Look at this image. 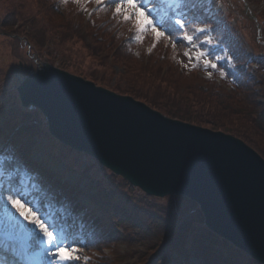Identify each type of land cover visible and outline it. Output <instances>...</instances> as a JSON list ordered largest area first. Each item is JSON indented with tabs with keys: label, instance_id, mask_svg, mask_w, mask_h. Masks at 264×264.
Here are the masks:
<instances>
[{
	"label": "rangeland",
	"instance_id": "obj_1",
	"mask_svg": "<svg viewBox=\"0 0 264 264\" xmlns=\"http://www.w3.org/2000/svg\"><path fill=\"white\" fill-rule=\"evenodd\" d=\"M53 1L55 8L45 0H0V94H3L4 87L13 93L17 85V75L19 77L31 73L38 64L47 62L68 73L90 80L95 85L118 94L129 95L166 116H169L166 113L169 111L176 115L192 116L198 113L210 119L205 115V110L210 107L209 116L229 118L234 128L240 131L244 129L257 149L263 153L260 148L264 147V132L259 126L264 121H260V118L254 119V115L264 108V44L259 43V41L264 42V0H229L237 11L233 10L231 5L230 9L224 7L227 10H225L226 14L228 12V16L232 18L230 22L232 25L235 23L234 26L239 31L236 30L243 48L247 53L260 57L255 71L259 82L256 83L253 93L250 90L230 91L226 87L208 86L197 75L184 70L182 66L188 64L190 67V63L196 62L195 59L190 62L184 55L185 51H189L194 57L195 49L188 44V48L181 51L177 44L173 48L172 41L164 38L155 42L150 30L137 33L133 23L124 21L123 34L121 32L120 37L130 40L128 52L134 55L132 57L120 50L118 42H110L96 28L97 40L95 35L90 34L91 24L79 15L98 4L97 0ZM104 1L108 0H100L99 3ZM111 10L115 12V2H112ZM212 13L216 19L222 18L221 3L215 5ZM159 30L162 31L160 28ZM99 35L103 38L100 39ZM138 36L142 38L137 39ZM154 42L155 47H153ZM13 78L16 80L14 81ZM260 104L263 108L259 106ZM195 105H198L197 108ZM35 115L33 121H39L40 116L37 112ZM26 119L23 117V120ZM38 131V128H33L32 134H28L35 142L32 154L34 160L45 161L48 167L59 174L62 172L65 179L79 186L85 187L89 184L93 191L101 193L105 191V187L116 188L118 192L113 191V193L121 197L120 203L124 201L134 206L133 212L137 220L141 217L152 219H146L150 229L144 232L136 226L124 225L120 222H117V225L109 218L108 213L95 208L96 212L102 214L107 223L119 233L114 242L105 243L106 246L101 251L102 254L100 253L108 259L107 264H147L158 249L157 245L169 234L167 227L171 215L174 226L181 222L201 219L202 215L198 207L181 197L159 198L146 195L138 188L125 184L118 176L111 175L108 169L92 163L90 159L86 163L82 155H74L62 148L58 150L59 154L53 152L54 149L45 133ZM224 132L240 138L257 151L246 137L232 131ZM2 133L0 129V140ZM53 154L58 155L61 161L56 163L47 161L46 155ZM64 160L72 163L79 172H73L67 167L65 170L61 169ZM4 167L9 173L11 163H5ZM79 199L87 203L86 198L80 196ZM87 205L89 209L94 207L91 203ZM145 210L158 217L143 214ZM3 211L4 209L0 210ZM159 219H166L167 225L158 221ZM57 233L62 235L60 230ZM69 238L67 235L66 239ZM193 240L189 238L188 244H184L188 249L186 253L189 252L187 257L173 253L159 260L161 262L158 261L157 264H177L186 259L192 264H197L198 261L193 256ZM76 246L80 253L79 261L93 255L81 249L77 241ZM215 251L218 253L217 250Z\"/></svg>",
	"mask_w": 264,
	"mask_h": 264
},
{
	"label": "water",
	"instance_id": "obj_2",
	"mask_svg": "<svg viewBox=\"0 0 264 264\" xmlns=\"http://www.w3.org/2000/svg\"><path fill=\"white\" fill-rule=\"evenodd\" d=\"M63 144L148 195H181L205 225L264 264V159L241 139L164 116L47 62L17 86Z\"/></svg>",
	"mask_w": 264,
	"mask_h": 264
},
{
	"label": "trees",
	"instance_id": "obj_3",
	"mask_svg": "<svg viewBox=\"0 0 264 264\" xmlns=\"http://www.w3.org/2000/svg\"><path fill=\"white\" fill-rule=\"evenodd\" d=\"M47 2H50L53 7L54 3L53 0H45ZM154 3L157 2V5L160 4V0H152ZM225 6L230 9L232 7L233 10L237 11V8H234L231 5V1L229 0H222ZM147 3V2H146ZM231 5V7H230ZM155 4L151 3V7L153 8ZM192 5L185 6L182 8V11H184L188 16V20L194 19L190 23L189 32H192L193 26L196 24H208L209 29L211 32V35L217 38L222 39L223 47L224 49L219 50L220 52L227 53L228 56L232 57V64H236L237 60L245 59L246 56L243 52H240L237 56L233 57L230 55L231 51L235 49L237 46V36L234 31H236V28L232 26L230 23H228L226 20L221 22H215L213 20L206 19L205 14L202 12L201 8H196L195 10L192 9ZM194 7V6H193ZM48 9V7L46 8ZM230 13V12H229ZM236 14V15H235ZM235 16L238 14L235 12ZM154 19H156L159 14L156 12L152 13ZM101 20L99 23L97 21ZM89 24H91L90 34L95 35L96 39L98 40V34L95 32L96 28L97 31H99L102 35H104V38H107L110 42H118L119 46L121 47V51L127 55V56H134L131 55L128 52V49L130 48V40L124 39V37L121 39V32L122 27L124 26V19L122 17H118L115 15V12L110 10L108 7H101L97 9L96 11H93L91 13L90 18L87 20ZM159 23V22H158ZM168 25L165 24L162 29L166 33L167 32ZM181 31L177 28L175 32L176 37V44L179 48V50L184 47V44L182 42V39L178 36V34ZM100 36L99 38H103V36ZM212 53V52H211ZM137 57V56H136ZM219 69H222L225 72V76L221 77V80H228L230 78H233L232 82L234 83L233 88L230 91H248L250 90L251 93L254 92L255 89V82L254 79H245L244 74L238 75L239 69L236 67H230L228 66V60L225 59L223 62L218 64ZM217 67V68H218ZM201 70L199 66L195 67L191 73L197 75L204 83H206L208 86H215L219 87L217 83H215L216 75L217 73L214 70H211L212 76L207 75L203 76L198 73V71ZM153 104V103H152ZM197 108L198 105H195ZM261 108L262 105H259ZM166 111V110H165ZM29 111L24 110L20 107L19 102L16 98V95L14 96L8 88L6 91L1 94L0 96V127L5 131L7 139H12L14 142H21L23 140V148L19 147L18 149L13 147V150L16 154L17 163L25 162L27 165H29L34 170L39 169L37 165L33 164L32 162L28 161V156H30L31 147L33 144V141L31 142V137L28 136V134H32L33 128H38L39 131L42 130L44 132L43 127L40 126L39 123H32L28 121V119L23 120V116H28L32 114L28 113ZM166 113L171 117H176L178 119L195 123L197 125H201L204 127H208L210 129L214 130H221V131H232L236 133L237 135H240L242 137H246L247 140L251 143L252 140L247 135L246 131L243 129V131H240L235 126L232 125L229 118L226 116H217V118H213L209 116L211 114V108L207 107L205 110V115L209 117L210 119L204 118L201 115L197 113V115H176L173 112L166 111ZM260 118V121H264V108L261 109L257 115H254V119ZM237 122V121H236ZM4 126V127H3ZM239 127V125H236ZM259 128L264 132V123H260ZM247 129V127H245ZM38 131V132H39ZM45 133V132H44ZM47 134V133H45ZM32 143V144H31ZM31 145V146H30ZM262 156H264V147H261L260 150L263 152L261 153L255 143L252 145ZM44 173V172H43ZM48 177L44 178L42 181V189L43 193L40 195L41 197L44 196H50L53 195V193H57L61 191V193L64 195L65 198L69 197V194H74L75 191L80 192V190L74 189L73 191H68L66 189V185L62 184L58 178H55V176L51 173H49ZM11 182H13V179H11ZM9 187V186H8ZM6 187V188H8ZM86 195L90 200L95 202L97 205H100L103 209L107 210L112 219H114V222L117 224V222H120L122 224L132 225L136 226L140 230H143L144 232L148 231L150 228L146 221V219L152 220L150 217L144 218L141 217L140 220L136 219V215L134 212H132L131 209L126 207H134V206H128V205H121L117 204L116 201H114L111 197L100 194L99 192L95 193L94 195L88 194L85 192ZM143 214L148 215H154L158 217L156 214L151 212H142ZM170 215V213H168ZM172 217L171 215L169 226L167 227L168 230V236L161 241L158 245L156 251L152 255V257L149 259V261L152 260V262L148 264H154L157 261L158 256H163L165 253L170 249H177L179 243L182 244V247L184 244H188V239L193 238L192 241L194 243L193 248H195V253L202 257L201 259L204 261V264H258L255 261L248 258L244 253L239 251L238 249H235L231 245H229L226 242H223L219 237L211 233L209 230L205 228V226L200 221H192V222H181L177 224L176 226L172 223ZM176 220V219H175ZM161 223L164 222L165 226L167 225V220L159 219ZM93 225H98L97 228L91 232L89 237L85 240V247L89 250H96L101 251L102 245H106L105 243H111L114 242L115 239H117V236L119 233L117 231H109L106 227H102V222L100 219L94 218L91 220ZM155 222V221H153ZM174 222V219H173ZM91 225V227H93ZM118 225V224H117ZM207 243V244H205ZM186 247H184L182 250L179 249L180 252L185 251ZM225 250V251H223ZM218 251V253L215 250ZM107 258L101 257L100 258V264H104L106 262L107 264Z\"/></svg>",
	"mask_w": 264,
	"mask_h": 264
},
{
	"label": "snow or ice",
	"instance_id": "obj_4",
	"mask_svg": "<svg viewBox=\"0 0 264 264\" xmlns=\"http://www.w3.org/2000/svg\"><path fill=\"white\" fill-rule=\"evenodd\" d=\"M100 0H97L99 3ZM115 2V15L122 16L125 22L133 23L137 33H144L150 30L154 35V41L161 38L172 41L173 48L176 46L175 32L177 28L181 31L180 39L186 41L192 49H198L202 44H214L210 36H205L199 45L195 38V33H208L207 27H195L192 34H189L191 21L182 8L188 5L195 6L199 0H160L159 7L149 8L144 0H113ZM169 11L172 15H169ZM159 14V23L154 19L152 13ZM168 25L167 32L160 31L159 28ZM138 36L137 39H141ZM155 42L153 47H155ZM184 55L191 62L193 59L200 61L203 59L205 67L216 69L217 63L208 60L206 51L197 50L195 56L185 51ZM227 59L232 63V57L217 55L215 61ZM187 66V65H185ZM195 67V64H192ZM211 75V73H209ZM221 77L226 74L221 69ZM5 163H11V157L0 156V177L5 174ZM0 204L3 205V212H0V252H10L16 260L23 258L29 260L33 254H38L47 258V264H78L80 259L79 249L76 241L68 242L62 235H58L53 225L48 224L37 211L29 206L25 193L18 188H4L0 184ZM31 226V227H30ZM39 250L36 253V250ZM0 264H8L7 255H0Z\"/></svg>",
	"mask_w": 264,
	"mask_h": 264
}]
</instances>
